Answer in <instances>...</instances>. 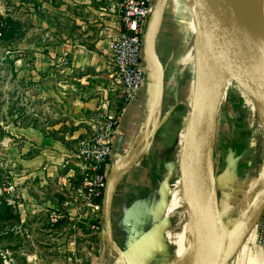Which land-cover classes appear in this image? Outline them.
I'll use <instances>...</instances> for the list:
<instances>
[{
    "label": "crops",
    "instance_id": "1",
    "mask_svg": "<svg viewBox=\"0 0 264 264\" xmlns=\"http://www.w3.org/2000/svg\"><path fill=\"white\" fill-rule=\"evenodd\" d=\"M122 2L35 0L38 8L48 10L34 16L37 38L34 46L25 41L19 75H33L34 81L41 74L47 75L42 79L45 87L41 96L50 99L52 109L35 124L9 127L3 139L5 160L15 171L10 191H15L19 200L8 204L16 217L9 234L1 237L2 242L3 238L10 241L2 243V264H69L76 250L81 256V247L74 246L86 239L85 231H90L87 222L75 231L69 222L53 225L48 218L81 182L83 171L71 155L80 140L89 136L91 119L108 109L120 116L112 158L105 169L108 181H112L109 222L114 244L124 252L143 243L144 255L133 250L134 255H127L129 264H140V259L146 263L166 260L169 255L161 227L163 216L169 220L166 214L177 209V205L168 207L164 178L174 161L158 148V138L165 121L168 90L159 51L165 48L162 40L170 32L166 20L170 0L164 10L162 0H153L142 47L146 83L138 99L130 104L111 90L110 56L122 27ZM159 100L161 106L155 111ZM191 104L192 100L190 105L180 107L190 110ZM241 113L235 111L232 118L219 119L213 147L219 161L214 173L218 205L226 223L256 180H251L252 171L244 167L251 159L247 157L252 139ZM102 228L106 241L104 211ZM168 238L173 239L170 233ZM257 240L253 229L228 264H264V247L258 246ZM47 243L54 245L50 255L44 253ZM105 244L102 251L104 257L108 256L107 262L111 253L117 258L114 249Z\"/></svg>",
    "mask_w": 264,
    "mask_h": 264
},
{
    "label": "rangeland",
    "instance_id": "2",
    "mask_svg": "<svg viewBox=\"0 0 264 264\" xmlns=\"http://www.w3.org/2000/svg\"><path fill=\"white\" fill-rule=\"evenodd\" d=\"M44 10L47 11L48 9L38 8L35 5V0H0V28L6 29L4 33L1 32L0 34V250L1 246H4L2 243L6 242L5 238L2 242L1 237H6V234H9L10 227H13L11 226L13 224L12 219L16 217L14 211H10L8 204L14 205V202L19 200L16 192L10 191L14 174L12 172L15 171L9 168L11 166L5 160L3 139L6 137V131L9 127L35 124L52 109L50 99L41 96V91L45 87L42 84V79L46 78L47 75L41 74L38 81H34L33 75H27V77H22V75L20 77L19 75L21 67L19 60L22 59L25 51V41L28 46H34L37 38L34 16L36 12L42 13ZM191 12L183 0H170L166 15L167 30L170 32H168L169 35L166 33V36L163 37L165 39L162 40L165 48H161L159 51L160 59L168 76V90L163 111L165 121L158 138L160 144L158 148L162 153L167 154V159L174 161V166L168 174L165 173L164 178H167L165 186L168 188V207L177 205L175 212L166 214L171 217L169 220H166L167 218L164 216L162 218L163 226L161 228H164V241L168 246L169 255L166 256V260L159 258L150 260L148 263L142 259L140 264H167L176 249L173 243L175 234L178 232L175 230L176 223L186 211L181 194L180 164L177 163L179 162V150L181 149L187 117L190 113L188 107L185 106L182 109L180 106L183 104L190 105L195 88L196 69L194 64L196 63L197 31ZM166 41L167 43H165ZM227 87L220 107L223 110L218 112V120H222L224 116L232 118L233 115L231 114L235 111H241L244 114V119H247L244 123H246L247 130L250 131L252 139L248 147L249 156L247 157L248 160L251 159L244 167L252 171L251 180L256 179L264 162V145L259 130L256 104L252 98L241 93V89L235 83L229 82ZM188 91L192 94L189 95ZM213 152L214 173L216 175V165L219 161L215 158L214 149ZM238 209L239 207L233 213L234 215H229L228 225L237 218ZM257 224L254 227L255 230ZM103 230L102 228V231L97 233L91 229L85 231L86 239L74 246L78 249L81 247V256L77 255L76 250V257L73 256L69 264H120L116 263L117 258L113 253H111L108 262V256L104 257L105 253L102 248L104 246L106 248V241L103 237ZM169 233L173 238L171 240L168 238ZM9 242L6 243L9 244ZM44 249V253L50 255L54 252V245L47 243L44 245ZM69 252L70 254L74 253L71 250ZM2 258L3 253L0 252V264H2ZM55 260L60 262L57 257Z\"/></svg>",
    "mask_w": 264,
    "mask_h": 264
},
{
    "label": "bare ground",
    "instance_id": "3",
    "mask_svg": "<svg viewBox=\"0 0 264 264\" xmlns=\"http://www.w3.org/2000/svg\"><path fill=\"white\" fill-rule=\"evenodd\" d=\"M225 4L234 25L240 30L242 51L253 61L260 76H264V0H225ZM195 51L196 81L201 94L199 105L203 107L211 97L206 91L212 85H221L230 71L224 67H214L204 56L199 43ZM243 82L255 99L259 130L264 145V80ZM217 98L218 93L211 102L212 112ZM213 134L214 126L209 133L205 120L201 131L196 134L195 151L191 158L194 162L193 157H195L197 193L204 198L206 209L202 204L194 202L193 206L182 214L175 226V230L178 231L173 239L176 249L167 264H206L215 256L216 248L212 246L213 237L214 235L221 237L215 220L212 198L214 166L210 144L213 141ZM256 177L239 206L237 218L228 225L231 231V252L240 246L264 205V162Z\"/></svg>",
    "mask_w": 264,
    "mask_h": 264
},
{
    "label": "water",
    "instance_id": "4",
    "mask_svg": "<svg viewBox=\"0 0 264 264\" xmlns=\"http://www.w3.org/2000/svg\"><path fill=\"white\" fill-rule=\"evenodd\" d=\"M162 9L168 4L169 0H162ZM185 4L192 11L193 21L196 27V46L199 43L201 50L214 67H224L230 71V74L226 75L221 85H212L207 92L211 97L208 98L207 102L203 107L199 105L201 94L198 90L197 83L195 81V88L192 96V104L190 113L187 117L181 149L179 153V172L181 176V194L184 199L186 210L193 206L194 202L202 204L206 209L205 200L197 193V171L194 162L191 158L195 151L194 140L196 134L202 129V123L206 120L207 130L210 133L211 128L214 126L213 141L216 138V132L218 128V112L222 99L225 95L227 84L229 82L235 83L243 92L244 95L252 98L255 102L254 97L251 95L243 81H255L256 79L264 80V76H260L256 67L242 51L241 48V34L240 30L234 25L230 13L226 7L225 0H183ZM264 83V82H263ZM218 93V98L212 112L211 102L214 96ZM256 103V102H255ZM155 105V104H154ZM161 102L155 105L156 109L160 108ZM213 141L210 144L212 147V161H213ZM214 166V164H213ZM214 180V190H212V198L215 208V220L218 223L220 232L219 238L214 235L212 246L216 248L215 256L208 261L206 264H228L233 257L235 251L231 252V231L223 218L218 205L217 190H216V179ZM112 190V181H108L107 188L104 198V217L106 225V242L111 246L117 254V262L120 264H129L127 255L135 254L133 250H140L139 255H144L143 243L139 242L133 248L122 252L114 244L112 234L110 231V197ZM212 207V206H211ZM213 208V207H212ZM264 212V205L262 206L260 213H258L257 220L250 227L249 231L241 241L252 232L257 222L260 220ZM214 218V217H213ZM142 259L139 261L141 262ZM145 260V259H143ZM138 261V260H136ZM135 261V262H136ZM146 262V260H145ZM138 263V262H136ZM142 263V262H141Z\"/></svg>",
    "mask_w": 264,
    "mask_h": 264
},
{
    "label": "built area",
    "instance_id": "5",
    "mask_svg": "<svg viewBox=\"0 0 264 264\" xmlns=\"http://www.w3.org/2000/svg\"><path fill=\"white\" fill-rule=\"evenodd\" d=\"M153 0H123L122 27L115 38L110 65L112 67L111 90L125 103L138 99L146 83V72L142 66V47L145 27L152 9ZM119 114L105 110L89 123L90 134L80 140L71 155L82 169L81 182L71 191L61 207L50 213L53 225L69 222L77 231L81 223L87 222L90 229L102 231L104 198L108 179L105 173L112 158L114 137ZM257 244L264 247V212L257 224Z\"/></svg>",
    "mask_w": 264,
    "mask_h": 264
},
{
    "label": "trees",
    "instance_id": "6",
    "mask_svg": "<svg viewBox=\"0 0 264 264\" xmlns=\"http://www.w3.org/2000/svg\"><path fill=\"white\" fill-rule=\"evenodd\" d=\"M6 31V29L5 28H0V34H1V32H5Z\"/></svg>",
    "mask_w": 264,
    "mask_h": 264
}]
</instances>
